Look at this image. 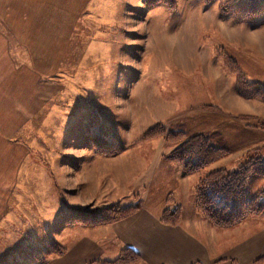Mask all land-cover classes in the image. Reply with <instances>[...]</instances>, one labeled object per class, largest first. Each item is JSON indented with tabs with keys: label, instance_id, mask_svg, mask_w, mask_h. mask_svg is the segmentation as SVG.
I'll use <instances>...</instances> for the list:
<instances>
[{
	"label": "rangeland",
	"instance_id": "obj_1",
	"mask_svg": "<svg viewBox=\"0 0 264 264\" xmlns=\"http://www.w3.org/2000/svg\"><path fill=\"white\" fill-rule=\"evenodd\" d=\"M64 4L0 15V264L44 263L113 208L202 217L210 172L264 162V0ZM170 132L226 153L187 172ZM263 189L251 174L248 198Z\"/></svg>",
	"mask_w": 264,
	"mask_h": 264
},
{
	"label": "crops",
	"instance_id": "obj_2",
	"mask_svg": "<svg viewBox=\"0 0 264 264\" xmlns=\"http://www.w3.org/2000/svg\"><path fill=\"white\" fill-rule=\"evenodd\" d=\"M64 1L0 0V15L13 18L19 12L21 19H32L40 9L61 10ZM4 60L7 62V57ZM163 211L142 206L134 214L111 223L78 225L83 229L74 231L66 251L41 264L110 261L125 247L138 253L140 264H257L264 257V227H255L263 221L260 217L216 226L191 213L193 220L181 217L178 224L168 225L160 220Z\"/></svg>",
	"mask_w": 264,
	"mask_h": 264
},
{
	"label": "trees",
	"instance_id": "obj_3",
	"mask_svg": "<svg viewBox=\"0 0 264 264\" xmlns=\"http://www.w3.org/2000/svg\"><path fill=\"white\" fill-rule=\"evenodd\" d=\"M159 2L160 0H151L152 4ZM168 139L172 143L180 144L167 159L178 163L187 172L197 171L226 153L222 148L210 147L208 139L201 135L186 138L182 132H170ZM93 146L102 155H112L114 153L111 152L117 149L113 141L102 136L100 139L95 138ZM251 174L264 176V162L259 158L251 159L236 171L216 169L210 172L196 188L198 211L216 226H231L249 217L264 218V189L251 199L247 196L246 187ZM139 209V205L123 209L113 208L104 219L94 218L93 222H87V218L83 217L80 223H110L126 218ZM180 214L179 208L165 210L160 220L168 225H176ZM80 215L88 216L82 213ZM58 249L60 253L65 251L61 247ZM139 258L138 253L126 247L116 259L107 262L95 261L93 264H132ZM263 262L264 257L256 261L257 264Z\"/></svg>",
	"mask_w": 264,
	"mask_h": 264
}]
</instances>
